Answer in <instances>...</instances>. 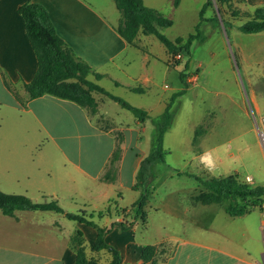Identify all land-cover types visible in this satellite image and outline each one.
I'll use <instances>...</instances> for the list:
<instances>
[{"label":"crops","instance_id":"0c3cea01","mask_svg":"<svg viewBox=\"0 0 264 264\" xmlns=\"http://www.w3.org/2000/svg\"><path fill=\"white\" fill-rule=\"evenodd\" d=\"M239 2L237 7L250 14L264 6V0ZM25 3L42 5L74 56L102 75L96 80L89 74L88 81L143 109L150 118L164 112L174 93L186 90L166 82L157 90L170 55L166 52L157 58L142 46L141 33L136 46L122 39L116 32L120 14L112 0H0V191L38 204L56 201L65 213H96L110 206V214L93 220L110 228L105 242L118 252L119 264H141V250L159 244L171 246L160 264H264L261 211L233 218L222 210L224 215L212 216L207 228L201 221L205 206L192 201L195 188L185 195L187 210L166 209L182 225L184 232L177 236L141 237L136 229L140 220L128 227L127 220L116 216L115 208L128 210L140 196L141 187L134 186L140 162L151 150L146 123L152 122L133 116L116 125L105 103L108 98L98 93L93 94L97 102L93 115L54 96L29 99L24 84L32 80L38 63L18 13ZM116 145L120 157L112 180L104 181ZM191 146H195L192 141ZM196 156L203 169L211 161L206 151ZM150 205L148 200L145 207ZM187 211L192 212L191 218H185ZM184 221L191 223L190 229ZM160 229L165 230L162 225ZM77 233L89 258L99 264L110 262L106 250L90 251L96 230L85 223L53 211L16 210L12 216L0 211V264H74Z\"/></svg>","mask_w":264,"mask_h":264},{"label":"rangeland","instance_id":"374dc122","mask_svg":"<svg viewBox=\"0 0 264 264\" xmlns=\"http://www.w3.org/2000/svg\"><path fill=\"white\" fill-rule=\"evenodd\" d=\"M205 1L180 0L174 7L172 0H143L146 6L172 20V26L159 28L170 40L194 34V26ZM239 1L232 0L230 6L224 5L220 11L213 0L212 9H207L204 17L217 16L218 12L222 25L219 20L218 26L202 23L200 30L204 41H194L187 52H181L174 58L171 56L168 59L170 64H163L165 75H159L157 90H161L165 82L186 90L173 108L172 126L164 135L165 162L153 165L151 175L146 179L147 186L140 185L150 193L148 200L151 204L144 208L146 223L143 225L139 221L136 227L137 235L141 237L145 234L154 240L159 236H177L184 232L179 221L166 210H185L188 202L186 193L200 187L195 179L183 173L193 174L202 180L237 174L241 182L264 186V151L255 131V122L259 123L264 117V31L245 34L238 30L250 15L237 7ZM232 9L239 11L237 17L231 15ZM222 20L229 24L224 26ZM140 41L157 58L166 53L153 35H140ZM179 72H183V81L178 77ZM188 77H192L194 82L189 83ZM134 98L146 99V96L136 95ZM105 103L116 125L125 117H133L113 101L105 99ZM146 126L153 136V124L147 122ZM200 151H206L211 157L204 169L196 156ZM247 177L251 181L248 182ZM204 208L201 221L207 228L212 216L217 213L224 215L217 205ZM155 209L158 211H153ZM257 210L253 209L255 215ZM185 215V218H191L192 212L187 211ZM190 224L183 222L188 229ZM160 225L165 230H161ZM160 249L163 252L158 256L159 264L171 252V246L165 244Z\"/></svg>","mask_w":264,"mask_h":264},{"label":"trees","instance_id":"16d2710c","mask_svg":"<svg viewBox=\"0 0 264 264\" xmlns=\"http://www.w3.org/2000/svg\"><path fill=\"white\" fill-rule=\"evenodd\" d=\"M120 19L116 27V32L129 45L136 46L135 39L138 33L143 35H153L164 46L168 55L175 56L181 52H187L188 47L194 41L203 42L204 36L200 27L202 23L207 22L219 25L216 15L205 18L207 9H212L213 0H206L202 5L198 22L194 26V34L186 38L177 37L174 40L168 39L163 35L159 28L172 26L171 19L164 17L154 8L147 7L143 0H112ZM180 0H172L174 7L179 5ZM219 10L222 6H230L232 0H214ZM221 11V10H220ZM18 13L24 21V28L28 41L36 55L38 67L32 80L24 84V89L29 99L50 95L60 99L69 100L77 105L86 108L90 114L97 112V102L93 94H101L118 104L122 109L130 112L137 120L143 122L146 119L151 120L154 131L151 141V150L149 154L140 162L137 183L134 188L140 185L147 186V178L150 177V168L158 163H164L165 154L163 147L165 132L170 128L174 117V105L176 100L183 95L184 91L174 93L166 104L164 112L156 117L150 118L146 111L134 107L120 97L114 96L103 88L87 80L89 74L93 75L96 80L102 78V75L95 73L83 61L74 56L71 49L57 35L54 26L49 18L46 9L36 3H25L18 8ZM237 9L231 10V15L238 16ZM249 20L238 27V30L245 34H257L264 31V6L257 7L248 16ZM224 26L229 23L222 20ZM186 68V67H185ZM183 72H179L178 77L183 81ZM134 92H142L141 88L132 89ZM121 138V137H120ZM120 157L119 146L116 148L110 158L108 171L105 173L103 180H112L111 174L115 170V163ZM192 177L199 183L200 187L195 195H192V201L202 206L217 205L229 217H240L253 209L262 211L264 209V186L250 185L246 181L238 180L237 174H231L223 177H210L202 180L199 177L183 173ZM141 193L137 201L127 209L115 208L116 216H122L124 220L130 219L124 223L132 227L133 223L140 220L145 222V205L148 201V191L146 188H140ZM16 210L26 211H53L65 214L68 220L85 223L96 230L95 241L89 249L92 253L106 250L111 255L108 264H119L118 252L105 242V235L110 228L100 227L93 220L102 218L110 214V206L96 213L87 214L85 211L79 213H65L56 201L46 203H33L30 199L22 195L5 194L0 191V211L6 216H12ZM163 244L146 245L140 253L141 264H159L158 256L163 252ZM73 246L75 249L74 264H99L94 258H89L86 254L85 247L81 240V234L77 233ZM165 259V258H164ZM163 259V261H164Z\"/></svg>","mask_w":264,"mask_h":264},{"label":"built area","instance_id":"2783aa9c","mask_svg":"<svg viewBox=\"0 0 264 264\" xmlns=\"http://www.w3.org/2000/svg\"><path fill=\"white\" fill-rule=\"evenodd\" d=\"M179 55L180 54L175 55V56H179ZM175 56H173V58ZM187 81L189 83L194 82L192 77H188ZM255 131H256L258 142H259V144L261 145V147L263 148V151H264V117L261 118L259 123L255 122ZM246 180L249 182V181H251V178L247 177ZM261 214H262V217H264V209L261 211ZM262 233H263V237H264V225L262 226Z\"/></svg>","mask_w":264,"mask_h":264},{"label":"water","instance_id":"95a60500","mask_svg":"<svg viewBox=\"0 0 264 264\" xmlns=\"http://www.w3.org/2000/svg\"><path fill=\"white\" fill-rule=\"evenodd\" d=\"M217 18H218L219 22H220L221 25H222V22H221V19H220L219 15H218V12H217Z\"/></svg>","mask_w":264,"mask_h":264}]
</instances>
